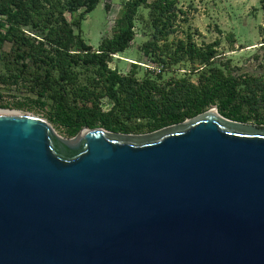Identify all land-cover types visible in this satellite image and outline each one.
<instances>
[{
    "label": "water",
    "instance_id": "obj_1",
    "mask_svg": "<svg viewBox=\"0 0 264 264\" xmlns=\"http://www.w3.org/2000/svg\"><path fill=\"white\" fill-rule=\"evenodd\" d=\"M0 264H264V125L152 132L0 114Z\"/></svg>",
    "mask_w": 264,
    "mask_h": 264
},
{
    "label": "trees",
    "instance_id": "obj_2",
    "mask_svg": "<svg viewBox=\"0 0 264 264\" xmlns=\"http://www.w3.org/2000/svg\"><path fill=\"white\" fill-rule=\"evenodd\" d=\"M178 2L126 0L113 36L94 48L80 30L100 0H0V45L12 43L0 53L8 71H0V80L27 81L33 92L29 102L46 108L48 120L68 137L85 126L152 132L213 105L229 119L264 125V73L236 74L229 62L217 63L218 41L199 46L190 33L171 41L182 12ZM141 7L149 9L152 28L142 49L160 68L139 76L137 63L121 72L109 62L130 48ZM186 63L190 72L165 77ZM187 73H197V82ZM104 97L111 101L109 108L102 106Z\"/></svg>",
    "mask_w": 264,
    "mask_h": 264
},
{
    "label": "rangeland",
    "instance_id": "obj_3",
    "mask_svg": "<svg viewBox=\"0 0 264 264\" xmlns=\"http://www.w3.org/2000/svg\"><path fill=\"white\" fill-rule=\"evenodd\" d=\"M125 2L126 0H100L96 8L86 15L80 33L87 43L97 48L103 38L113 36L116 20L121 16ZM178 8L182 12L174 23L175 31L169 36L171 41L185 37L187 33L193 35V40L199 46L218 41L217 63L223 65L229 62L236 74L253 72L258 76L261 72L264 73V0H179ZM137 16L136 35L130 48L114 55L109 65L127 72L133 63H137L138 75L142 76L147 69L158 71L160 66L151 62L142 49L152 32L149 9L141 7ZM1 29L3 33L6 31V27ZM11 45L10 41H5L0 45V53L8 52ZM174 67L177 70L166 73L165 77L170 73L183 75L191 69L190 63ZM0 71L8 73L1 60ZM187 74L197 82V73ZM32 95L27 81L12 83L0 80V109L50 122L46 108L36 107L29 102L28 97ZM102 103L105 108H109L107 101L103 100ZM52 126L66 137L62 129L54 124Z\"/></svg>",
    "mask_w": 264,
    "mask_h": 264
},
{
    "label": "bare ground",
    "instance_id": "obj_4",
    "mask_svg": "<svg viewBox=\"0 0 264 264\" xmlns=\"http://www.w3.org/2000/svg\"><path fill=\"white\" fill-rule=\"evenodd\" d=\"M0 114H14V115H17L11 111H8V110H4V109H0ZM53 127V126H52Z\"/></svg>",
    "mask_w": 264,
    "mask_h": 264
},
{
    "label": "built area",
    "instance_id": "obj_5",
    "mask_svg": "<svg viewBox=\"0 0 264 264\" xmlns=\"http://www.w3.org/2000/svg\"><path fill=\"white\" fill-rule=\"evenodd\" d=\"M103 100H104V101H107V103L111 105V101L109 100L108 97H104V98L102 99V101H103ZM110 105H109V107H110ZM102 106L104 107L103 103H102ZM104 108H105V107H104Z\"/></svg>",
    "mask_w": 264,
    "mask_h": 264
}]
</instances>
